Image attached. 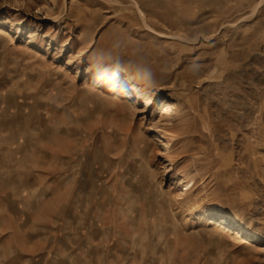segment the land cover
Wrapping results in <instances>:
<instances>
[{
	"label": "rangeland",
	"instance_id": "1",
	"mask_svg": "<svg viewBox=\"0 0 264 264\" xmlns=\"http://www.w3.org/2000/svg\"><path fill=\"white\" fill-rule=\"evenodd\" d=\"M0 34V179L58 185L12 209L47 264H264V0H0Z\"/></svg>",
	"mask_w": 264,
	"mask_h": 264
},
{
	"label": "crops",
	"instance_id": "2",
	"mask_svg": "<svg viewBox=\"0 0 264 264\" xmlns=\"http://www.w3.org/2000/svg\"><path fill=\"white\" fill-rule=\"evenodd\" d=\"M39 170L25 179L23 176L15 177L10 173L7 174L6 180L0 179V264L48 263L46 225H43V235L39 232V236L34 238L27 230L31 220L24 215V211L12 210L17 206L21 209V204L24 203L35 202L38 206H42V203L47 204L49 199L53 200L57 197L58 185L51 182L46 174H42ZM28 178H31L29 182ZM1 215H3L2 218ZM36 225H39L41 231V218H38ZM42 237L44 243H42ZM37 240L39 242H35Z\"/></svg>",
	"mask_w": 264,
	"mask_h": 264
},
{
	"label": "bare ground",
	"instance_id": "3",
	"mask_svg": "<svg viewBox=\"0 0 264 264\" xmlns=\"http://www.w3.org/2000/svg\"><path fill=\"white\" fill-rule=\"evenodd\" d=\"M7 31V30H6ZM1 35V34H0ZM166 108H165V112H167V111H169L170 109H169V104H166V106H165ZM166 114V113H165ZM222 220H221V222H222V224H220L221 226V228H224V227H226V225H228V226H231V228H232V230H233V233H234V237L233 238H235L236 240L237 239H241L242 240V238H243V235H244V233H245V231L243 230V229H237V227L239 228V225L241 224H238V222L237 221H235V222H232L229 218H221ZM246 235V234H245ZM249 236V238L248 239H253V236L251 235V234H249L248 235ZM249 242V241H248ZM251 242V241H250Z\"/></svg>",
	"mask_w": 264,
	"mask_h": 264
},
{
	"label": "clouds",
	"instance_id": "4",
	"mask_svg": "<svg viewBox=\"0 0 264 264\" xmlns=\"http://www.w3.org/2000/svg\"><path fill=\"white\" fill-rule=\"evenodd\" d=\"M149 76H150V74H147V75H146V79H147Z\"/></svg>",
	"mask_w": 264,
	"mask_h": 264
}]
</instances>
